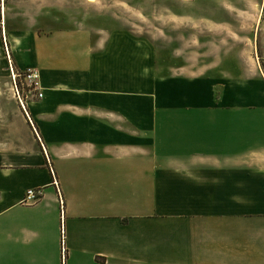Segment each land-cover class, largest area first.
I'll list each match as a JSON object with an SVG mask.
<instances>
[{
  "label": "crops",
  "instance_id": "0c3cea01",
  "mask_svg": "<svg viewBox=\"0 0 264 264\" xmlns=\"http://www.w3.org/2000/svg\"><path fill=\"white\" fill-rule=\"evenodd\" d=\"M9 32L42 96L0 89V264H264L262 70L160 75L126 28Z\"/></svg>",
  "mask_w": 264,
  "mask_h": 264
},
{
  "label": "rangeland",
  "instance_id": "374dc122",
  "mask_svg": "<svg viewBox=\"0 0 264 264\" xmlns=\"http://www.w3.org/2000/svg\"><path fill=\"white\" fill-rule=\"evenodd\" d=\"M73 27L131 30L151 42L160 75L198 61L210 77L236 84L264 72L260 55L255 61L256 46L258 53L264 46V0H0V89L23 113L28 90L21 77L17 90L9 70V31Z\"/></svg>",
  "mask_w": 264,
  "mask_h": 264
},
{
  "label": "built area",
  "instance_id": "2783aa9c",
  "mask_svg": "<svg viewBox=\"0 0 264 264\" xmlns=\"http://www.w3.org/2000/svg\"><path fill=\"white\" fill-rule=\"evenodd\" d=\"M8 60H9V70H11V75L13 77L17 90L20 88V87L18 88L20 82L18 81L16 82V78L21 77L23 81L22 85H25L26 89L28 90V93L26 95L27 98L30 100L33 99L34 96L40 98L42 96V93L40 91V85H39V74L35 70H31V69L18 71L14 69L13 61L10 55H8ZM40 196H41V191L39 189H28L25 195V200L27 202H34L37 199H39ZM61 252H62V257H65V253H66L65 247L61 249Z\"/></svg>",
  "mask_w": 264,
  "mask_h": 264
}]
</instances>
